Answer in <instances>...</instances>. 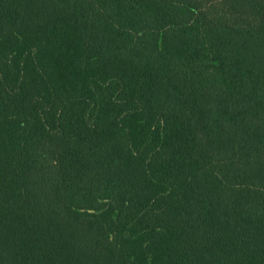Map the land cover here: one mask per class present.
Returning a JSON list of instances; mask_svg holds the SVG:
<instances>
[{"label": "trees", "instance_id": "16d2710c", "mask_svg": "<svg viewBox=\"0 0 264 264\" xmlns=\"http://www.w3.org/2000/svg\"><path fill=\"white\" fill-rule=\"evenodd\" d=\"M0 264H264V0H0Z\"/></svg>", "mask_w": 264, "mask_h": 264}]
</instances>
